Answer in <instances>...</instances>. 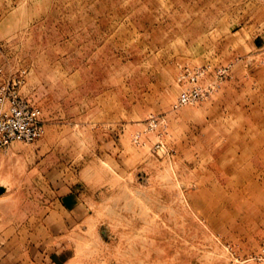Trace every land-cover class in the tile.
<instances>
[{
  "label": "rangeland",
  "instance_id": "rangeland-1",
  "mask_svg": "<svg viewBox=\"0 0 264 264\" xmlns=\"http://www.w3.org/2000/svg\"><path fill=\"white\" fill-rule=\"evenodd\" d=\"M22 72L43 134L0 149V264H264V0H0Z\"/></svg>",
  "mask_w": 264,
  "mask_h": 264
},
{
  "label": "built area",
  "instance_id": "built-area-1",
  "mask_svg": "<svg viewBox=\"0 0 264 264\" xmlns=\"http://www.w3.org/2000/svg\"><path fill=\"white\" fill-rule=\"evenodd\" d=\"M185 72L177 78L180 91L174 110L192 106L209 93L207 87L201 85L205 73L202 68ZM23 75L24 72L19 78L0 84V149L13 143H33L43 134L40 108L20 95Z\"/></svg>",
  "mask_w": 264,
  "mask_h": 264
}]
</instances>
